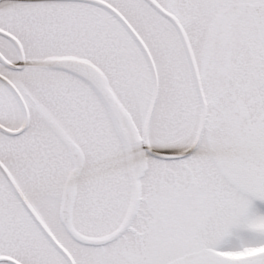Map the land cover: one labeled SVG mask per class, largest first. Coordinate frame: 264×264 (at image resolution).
<instances>
[{
    "label": "snow or ice",
    "instance_id": "6c2138e0",
    "mask_svg": "<svg viewBox=\"0 0 264 264\" xmlns=\"http://www.w3.org/2000/svg\"><path fill=\"white\" fill-rule=\"evenodd\" d=\"M0 264H264V0H0Z\"/></svg>",
    "mask_w": 264,
    "mask_h": 264
}]
</instances>
